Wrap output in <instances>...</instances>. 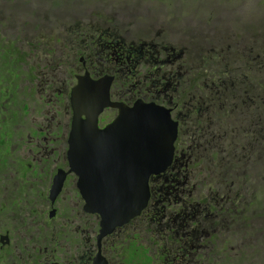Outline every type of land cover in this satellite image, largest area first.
<instances>
[{
    "label": "flooded vegetation",
    "instance_id": "af4514ba",
    "mask_svg": "<svg viewBox=\"0 0 264 264\" xmlns=\"http://www.w3.org/2000/svg\"><path fill=\"white\" fill-rule=\"evenodd\" d=\"M3 7L0 264H264V40L225 48L219 33L213 48L191 45L190 58L158 41L172 22L156 31L155 20L112 11L69 26L53 4ZM86 78L109 83L112 104L155 105L177 125L171 164L116 227L89 210L69 157L73 93ZM118 115L104 108L99 129Z\"/></svg>",
    "mask_w": 264,
    "mask_h": 264
},
{
    "label": "water",
    "instance_id": "95a60500",
    "mask_svg": "<svg viewBox=\"0 0 264 264\" xmlns=\"http://www.w3.org/2000/svg\"><path fill=\"white\" fill-rule=\"evenodd\" d=\"M86 80L88 84L83 87L82 80L73 93L75 125L69 157L82 192L89 186L85 189L89 210L100 214L105 226L116 227L141 212L149 198L148 179L171 164L177 125L169 111L155 105L138 102L129 109L112 104L109 83L102 90L105 80ZM109 106L118 108L119 115L100 130L99 116ZM120 137L122 146L114 148V139ZM87 170L99 176L97 180L85 181Z\"/></svg>",
    "mask_w": 264,
    "mask_h": 264
},
{
    "label": "rangeland",
    "instance_id": "374dc122",
    "mask_svg": "<svg viewBox=\"0 0 264 264\" xmlns=\"http://www.w3.org/2000/svg\"><path fill=\"white\" fill-rule=\"evenodd\" d=\"M8 1L9 5L17 2L21 7L32 5L42 10L53 4L58 12L69 15L65 19L69 26L76 18L81 17L87 23L91 15L97 19L99 13L110 15L112 11L122 17H131L130 22L155 20L156 31L172 22L175 32L164 31L160 36L164 39L158 41L166 40L177 48H185L187 56L196 42L204 48L209 45V49L219 45V33L229 38L224 41L225 48L228 43L238 45L241 50L255 48L264 40V0H0L1 7L4 8ZM31 20L37 22L30 17L24 19L26 23ZM65 29L66 26L58 32ZM209 52L205 49L204 55ZM210 57L211 54L206 55L205 59ZM166 70L170 67H164Z\"/></svg>",
    "mask_w": 264,
    "mask_h": 264
}]
</instances>
